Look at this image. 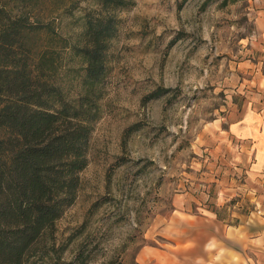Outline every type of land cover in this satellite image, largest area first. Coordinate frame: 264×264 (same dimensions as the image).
Segmentation results:
<instances>
[{
	"label": "rangeland",
	"instance_id": "rangeland-1",
	"mask_svg": "<svg viewBox=\"0 0 264 264\" xmlns=\"http://www.w3.org/2000/svg\"><path fill=\"white\" fill-rule=\"evenodd\" d=\"M57 6L70 43L99 10L96 0ZM116 16L88 164L56 223L66 247L49 264H138L142 248L164 251L162 264H201L196 248L215 243L218 264H263L240 231L264 221L252 171L264 153V0H134ZM61 53L58 82L73 98L81 64Z\"/></svg>",
	"mask_w": 264,
	"mask_h": 264
},
{
	"label": "trees",
	"instance_id": "trees-1",
	"mask_svg": "<svg viewBox=\"0 0 264 264\" xmlns=\"http://www.w3.org/2000/svg\"><path fill=\"white\" fill-rule=\"evenodd\" d=\"M44 2L0 0V264H49L66 247L57 244L56 223L75 202L88 164L116 12L134 5L96 0L99 10L84 14L70 43L56 30L59 0ZM64 49L81 64L73 98L57 78Z\"/></svg>",
	"mask_w": 264,
	"mask_h": 264
},
{
	"label": "crops",
	"instance_id": "crops-1",
	"mask_svg": "<svg viewBox=\"0 0 264 264\" xmlns=\"http://www.w3.org/2000/svg\"><path fill=\"white\" fill-rule=\"evenodd\" d=\"M252 171L261 172L262 181L264 182V153L260 154L259 156L257 152L254 153V159L252 161ZM260 223H257V233H253L255 232V230H253L254 227L249 225L243 226V229L240 232L244 235L242 238L245 240L246 247L251 249L253 252L256 251L262 253L264 257V221ZM221 247L222 245L220 243H215L212 247L205 246L204 244L198 245V248L196 249L200 254L199 263H207L206 254H213V264H218L216 260L219 256L221 257ZM163 252L164 251H159L158 249L154 248L147 252L145 248H142L136 256V261L138 264H147L148 262L150 264H162L163 262L161 261V259L164 257Z\"/></svg>",
	"mask_w": 264,
	"mask_h": 264
}]
</instances>
